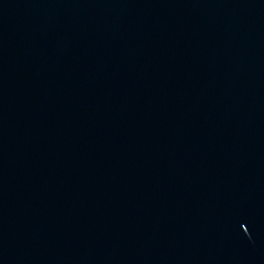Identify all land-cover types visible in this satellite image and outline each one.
<instances>
[{
    "label": "water",
    "instance_id": "95a60500",
    "mask_svg": "<svg viewBox=\"0 0 264 264\" xmlns=\"http://www.w3.org/2000/svg\"><path fill=\"white\" fill-rule=\"evenodd\" d=\"M0 264H264V0H0Z\"/></svg>",
    "mask_w": 264,
    "mask_h": 264
}]
</instances>
